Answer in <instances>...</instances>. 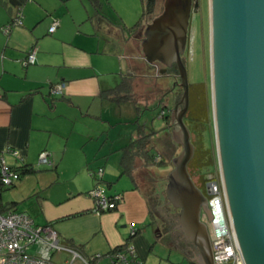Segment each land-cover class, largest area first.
Instances as JSON below:
<instances>
[{
  "label": "crops",
  "instance_id": "crops-1",
  "mask_svg": "<svg viewBox=\"0 0 264 264\" xmlns=\"http://www.w3.org/2000/svg\"><path fill=\"white\" fill-rule=\"evenodd\" d=\"M0 6L6 11L2 15L0 11L1 26L8 22L10 16L6 8ZM101 8L96 11L88 0H26L20 9L21 23L11 26L7 33L3 31L5 34L0 33V157L10 167L27 164L34 169L15 182L12 186L14 191L2 194L9 188L0 185V209L2 212H23L36 225L48 224L61 240L68 239L81 245L80 253L91 259L93 264H99L103 258L105 262L102 264H109V251L125 242L129 233L123 237L124 234L103 224L101 214L107 212L94 211V200L80 182H75L69 189H53L59 183L58 179L47 182L43 172L58 169L65 161L82 163L84 160L89 171L93 166L87 159H95L96 155L93 146H87V140L96 139L98 131L104 132L102 124H96V119L109 125V117L104 116V111L123 103L100 96L102 90L117 85H111L110 79L106 78L108 73L102 67L106 61L101 48L103 36L105 32L117 34L121 40L125 36V31L118 24L115 30L111 29V22L106 20ZM53 19H57L59 24L49 34L47 29ZM32 47L35 48L34 63L24 65L26 52ZM56 85H61V88L53 92L52 87ZM162 132L156 131L154 138ZM73 135L76 137L74 146L69 141ZM85 143L81 152L79 147ZM123 145L117 149L120 151ZM8 148L15 150L17 155L8 152ZM41 151L48 153V165L38 163ZM119 161L120 157L118 171L121 169ZM104 162L99 167H104ZM110 171L103 169L101 184L103 182L110 190L108 194H115L111 191L114 180ZM119 173L122 174L121 171ZM60 174L64 175L61 171ZM134 175L136 178V172ZM127 185L123 192H118L121 198L112 216L116 215L130 225H141L136 227L137 232L128 242L144 262L150 244L141 230L151 227L153 238L159 235L146 194L132 181ZM42 190L45 194L40 198ZM26 195L25 199H36V213L20 207ZM10 202L14 203L10 207L12 209H4L3 206H9ZM36 215L41 218L40 222L35 220ZM59 220H77L76 226L83 232L79 231L76 238L63 229L61 234L55 228ZM97 232L103 237L104 246L99 252L89 254L80 239H87L91 233L95 235Z\"/></svg>",
  "mask_w": 264,
  "mask_h": 264
},
{
  "label": "water",
  "instance_id": "water-1",
  "mask_svg": "<svg viewBox=\"0 0 264 264\" xmlns=\"http://www.w3.org/2000/svg\"><path fill=\"white\" fill-rule=\"evenodd\" d=\"M192 0H163L140 41L148 64H174L182 106L169 113L172 138L181 147L166 175L165 196L178 210L176 227L193 244L195 264H214L204 213L207 198L190 177L194 147L183 121L189 83L181 59ZM209 77L217 168L231 228L244 264H264V0H208Z\"/></svg>",
  "mask_w": 264,
  "mask_h": 264
},
{
  "label": "rangeland",
  "instance_id": "rangeland-1",
  "mask_svg": "<svg viewBox=\"0 0 264 264\" xmlns=\"http://www.w3.org/2000/svg\"><path fill=\"white\" fill-rule=\"evenodd\" d=\"M108 2L109 3H105V0L103 1L101 11L107 16L106 20L109 21V23L111 22L110 24L113 27L111 28L112 30L116 29V25L119 22H124L127 26L131 25L138 19L142 12L140 0H108ZM162 3L163 0H156L153 12L146 14L142 27L138 29L137 32L125 31V36H123L124 38L122 37L123 40H121L117 34L110 35L105 32L103 36L104 41H101V48L106 56V61L102 65L105 73H108L106 78H109L111 85L114 86L119 83L122 75H126L130 71L131 78L128 82L129 93L134 102L138 103L140 110L139 114H137L134 105L128 102L120 103L118 107L114 105L111 106V109H106L104 111V116L109 117L110 124H105L97 118L96 124H102L101 129L104 128V132L98 131L96 139L87 140V146H93L94 156L96 155L95 159L92 157L87 159L88 162L91 161V165L93 166L91 169H97L102 165V162L105 161L102 170L104 168L105 172L111 170L110 172L114 180L111 191L120 195L118 192H123L122 190L124 188H128L126 186H128L127 184L129 182L131 183V180L126 174L119 173L121 169L118 171L117 164L120 151L117 148L125 144L130 137L134 136V129L136 126L134 121L137 120L136 124H144L154 131H163L157 138H154V144L165 162L160 166H151L148 170H140L141 172L137 173V181L138 184L140 182L142 192L146 194L148 198L152 218L154 216L156 203L159 209L165 213L173 210V207L168 203L165 196V178L168 172L173 168L172 158L181 150L179 144L175 143L172 138L174 126L171 120L165 123V120L159 116L162 104L168 107V113L171 112L174 105L178 104L182 106V88L179 85L177 68L172 64L167 67L163 73H160V69L164 66L160 64H157V66L156 64H148L143 57L140 47L143 28L161 12ZM0 11L1 15L2 13L6 14L5 9L1 6ZM6 24L5 22L4 25L2 24L0 26V33L5 34L2 27L6 26ZM106 24L105 26L108 28ZM125 37L126 40L124 41ZM181 59L186 67L188 83L204 84L205 93L202 100V107L204 106L206 122L200 138L197 137L196 142L199 146L201 145V148L210 150L211 154L214 153L216 158L210 101L208 0H192L187 41ZM144 106L148 107L144 108ZM115 109L117 111H115ZM69 141L74 146V141H76L75 135H73ZM85 145L86 143L79 147L81 152L84 150L83 147ZM105 153L108 155L105 156L106 158H103L102 156ZM60 171L64 175H59ZM217 172L216 160L215 164L206 167L204 173L205 175H212L217 174ZM43 173L45 174L47 182H51L52 179L55 178L58 179L59 183L55 184L53 189H59L61 187L69 189L75 182H80V184L88 190L94 187V181H91V176L89 171H87L85 160L82 163L65 161L59 165L58 169H50ZM101 186L104 193L108 194L110 190L105 187L103 182ZM14 189L15 187L9 188L3 191L2 194L14 191ZM44 194V190L40 191V198H42ZM27 196L28 195L22 198L20 207L22 209L24 208L26 211L36 213L35 209L37 205L34 203L36 199L34 197L25 199ZM114 211L112 210L111 212L101 214L103 224L108 228L115 229L117 232L124 234L123 237L130 232V226H132V228L141 226L138 223L130 225L120 217L116 215L112 216L115 213ZM35 217L37 222L41 221L38 215ZM76 222L77 220H59L55 224V228L59 230L61 234L63 233V229L65 233L69 232V234H73L72 238H76L79 231L83 232L76 226ZM150 228L151 227L147 228L145 231L141 230L142 236L149 238L150 244L143 264H192V262L171 243L163 242L160 240V237L153 238V231ZM92 234L93 233H91L87 239L86 237L80 239L83 240L81 242L84 243V248L89 254L95 251L99 252L98 250L104 246V240L100 233L97 232L95 235ZM81 235L84 234H80L79 236ZM64 236L68 237L67 235ZM75 242L80 241L76 239ZM31 251H35L33 247ZM70 258L71 255L63 251H57L51 256V260L54 264H64L65 260H69ZM100 261L99 264H102L105 262V258ZM74 264L83 263L81 260L76 259Z\"/></svg>",
  "mask_w": 264,
  "mask_h": 264
},
{
  "label": "built area",
  "instance_id": "built-area-1",
  "mask_svg": "<svg viewBox=\"0 0 264 264\" xmlns=\"http://www.w3.org/2000/svg\"><path fill=\"white\" fill-rule=\"evenodd\" d=\"M20 23L21 12L19 10L15 25ZM58 24V20L53 19L48 26V33H53ZM8 29L9 26L2 27L5 33ZM34 53L35 48L28 49L23 60L24 65L34 63ZM60 88L61 85H56L52 87V91L57 92ZM162 113L163 111L159 113V116ZM7 151L14 156L17 155L15 150L8 148ZM38 163L49 164L46 151L38 154ZM102 172V168L98 167L93 172V176L100 180ZM17 180L18 171L7 165L0 157L1 185H10ZM201 190L207 198L210 213V218L202 213L201 219L207 226L214 264H244L231 228L219 172L205 175ZM88 194L94 200V211L98 213L115 208L114 200L121 198L119 194H114L112 198L109 197L104 193L100 183H96ZM32 247L34 252L31 251ZM57 251L71 255V258L65 260L64 264H74L76 259L81 260L83 264H93L91 259L78 250L64 244L48 224L36 225L32 218L23 212L15 210L2 212L0 210V264H54L51 256ZM109 257V264H143V260L136 255L133 245L129 242L123 248L109 253Z\"/></svg>",
  "mask_w": 264,
  "mask_h": 264
},
{
  "label": "trees",
  "instance_id": "trees-1",
  "mask_svg": "<svg viewBox=\"0 0 264 264\" xmlns=\"http://www.w3.org/2000/svg\"><path fill=\"white\" fill-rule=\"evenodd\" d=\"M92 7L97 11L102 6L104 0H88ZM26 0H0V4L4 6L9 14V20L6 26L9 28L15 25V21L17 18V11L21 9L24 5ZM142 12L138 19L132 23L131 25L127 26L123 22H119L118 26L124 31H136L142 27L144 18L146 14L152 13L156 4V0H140ZM105 3H109L108 0H105ZM156 64V63H155ZM130 71L126 75L121 77L120 82L112 88H108L102 90L100 92V96L102 98H106L108 100L114 102H130L134 105L137 114H139V106L138 103H135L132 99L131 94L129 93V80H130ZM166 93V92H165ZM204 84L203 83H196V84H189V92H188V110L183 117V121L186 124L189 132H190V140L194 147V153L192 158L187 164V170L192 178L194 184L201 189L202 181L205 178V169L206 167L211 166V164L216 163V158L214 153H210V150L203 149L197 144V137L200 138L202 130L204 129L205 124V113H204V106L202 107V100L204 98ZM148 107V106H147ZM144 106V108H147ZM163 111L162 115L160 116L165 120V123L170 121V116L168 113V107L162 104L160 107L159 113ZM135 122V129H134V136L130 137L129 140L120 148L121 156H120V168L122 174H127L131 181L135 183V186L141 188V184L137 181V173L141 172L140 170H148L151 166H160L162 165L165 160L162 158L158 149L154 144V135L156 131L146 127L144 124H136ZM200 140V139H199ZM200 142V141H199ZM216 166V165H215ZM13 168V167H12ZM18 171V179L29 172H33L34 169L27 164L20 165L16 168H13ZM216 169V168H215ZM204 170V171H203ZM95 170L89 169V173L91 178L94 180V185L96 183H100V180H97L95 176H93V172ZM136 172V178H135ZM96 180V181H95ZM14 183L10 185H5V188L12 187ZM1 185V183H0ZM93 185V186H94ZM3 186V185H2ZM142 189V188H141ZM87 191L86 193H88ZM109 197L112 198L114 194H107ZM117 195V194H116ZM120 200H114L115 208L107 209L101 212H108L115 210L117 204ZM14 203H9V206H3L4 209H12ZM2 209V208H1ZM0 209V210H1ZM137 228H131L129 232V236L125 242L121 245L114 247L109 251V253L116 251L117 249H121L124 245L131 239V237L137 232ZM61 240V239H60ZM64 244L75 248L79 252H81V245H77L73 243L71 240L62 239L61 240ZM195 264V263H194Z\"/></svg>",
  "mask_w": 264,
  "mask_h": 264
},
{
  "label": "flooded vegetation",
  "instance_id": "flooded-vegetation-1",
  "mask_svg": "<svg viewBox=\"0 0 264 264\" xmlns=\"http://www.w3.org/2000/svg\"><path fill=\"white\" fill-rule=\"evenodd\" d=\"M155 63L156 66L157 64H160L157 62H154L153 64ZM155 205L158 207V209L155 206L153 218L159 237L178 248V250H180V252L188 259H192L197 253V249L193 244L184 240L182 233L176 227V217L178 210L173 208V210L167 211V213H165L159 209L157 203Z\"/></svg>",
  "mask_w": 264,
  "mask_h": 264
}]
</instances>
